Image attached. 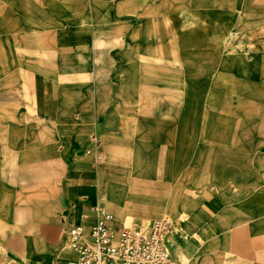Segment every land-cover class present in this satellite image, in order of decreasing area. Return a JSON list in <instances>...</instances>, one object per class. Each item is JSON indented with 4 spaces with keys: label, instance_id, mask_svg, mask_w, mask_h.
<instances>
[{
    "label": "crops",
    "instance_id": "crops-1",
    "mask_svg": "<svg viewBox=\"0 0 264 264\" xmlns=\"http://www.w3.org/2000/svg\"><path fill=\"white\" fill-rule=\"evenodd\" d=\"M241 1L245 2L242 16L252 17L254 28L255 21L259 23L256 18L264 16V0ZM157 2L142 9L137 30L127 29L128 23L121 24V16H131L129 10L117 23L113 11L122 10L124 3H115L105 6L109 9L104 10L100 21L95 19L89 26L85 20H78L63 31L77 32L78 42L73 41L75 45L66 50L67 56L70 50L76 55L77 71L73 87H69L68 79L50 94L51 98L66 97L59 105L57 100H47L46 91L36 87L37 81L45 80L43 70L38 69L44 58L33 54L27 59L14 57L12 62H0V258L23 257V264H75L67 229L72 225L89 228L96 219L94 207L101 205L112 214L116 226L125 224L122 217L126 215L173 214L166 241L174 264H264L261 196L229 201L230 196L222 194L196 206L198 190L192 180L196 154H182L179 147L196 144V140L182 136L180 129L173 135L172 127L186 124L181 113L189 116L192 109L182 106L181 95L170 88L175 76L171 84L157 88L149 83L159 77L152 73L129 71L123 76L117 72L120 58L134 57L135 50L142 54L157 50L165 53L164 58L179 59L176 51L186 46L184 42L191 43L188 48L196 57H204V64L210 62L213 17L228 16L227 10L217 9L220 14H213L211 4L190 9L186 0ZM57 26L56 22L48 32L56 33ZM118 27L123 37L116 44ZM243 28L242 37L250 34ZM202 33L204 41L199 36ZM185 34L189 37L184 38ZM70 37L75 40V35ZM100 41L108 46L98 52L94 46ZM30 42L29 38L24 43ZM34 49L31 44L22 50ZM91 56L92 63L85 64ZM98 59L104 62L98 63ZM62 65L69 67L67 61L60 60L52 68L59 73ZM19 76L22 82L27 77L31 81L27 91L20 89ZM205 76L207 80L209 75ZM162 79L170 80V76ZM176 80L192 78L180 74ZM190 99V92L185 91L184 103ZM159 122L164 124L161 132L156 129ZM118 134L125 136L126 144L166 146L148 148L149 157L160 152L156 158L159 166L153 169L152 164L147 165L137 178L129 170L118 168L110 155L102 159V139L120 143ZM257 134L260 136V131ZM187 160L190 163L181 170ZM166 194L170 195L165 202ZM137 221L143 220L133 222Z\"/></svg>",
    "mask_w": 264,
    "mask_h": 264
},
{
    "label": "rangeland",
    "instance_id": "rangeland-1",
    "mask_svg": "<svg viewBox=\"0 0 264 264\" xmlns=\"http://www.w3.org/2000/svg\"><path fill=\"white\" fill-rule=\"evenodd\" d=\"M157 1L0 0V62L7 61V59L12 62L14 57L27 59L33 54L37 58H44L42 59L43 64L38 65V69L43 70L45 80L37 81L36 87L38 90L46 91L49 95L47 100H57L59 105L60 101L65 100L66 97L51 98L50 94H55L56 90L60 89L61 83L63 84L68 79L69 87H73L75 83L73 79H75L77 71L75 67L76 55L72 54L71 50L68 56L66 55V50L69 51L71 45L78 42L77 32L63 31L69 29L73 24L76 25L78 20H85L88 25L95 19L100 21L102 16L105 17L104 10L109 9L105 6L115 3L117 6L124 3L122 10L118 8L116 12L113 11L118 19L128 10L131 15L130 17L121 16V19H124V21L121 20V24L128 23L127 29L137 30L142 19V9H146L148 4L151 6ZM186 3L190 9L204 8L211 4L210 8H213V14H220L216 11L217 9L227 10L228 16L213 17V33L209 34L212 40L210 62H207V65L204 64V57H196L194 50L191 51L188 48L191 43L184 42L186 46L176 51L180 53L179 59L164 58L165 53L157 52V50H154L155 52L146 50L144 54L135 50L134 57L127 55L120 58L117 72L123 76L125 72L129 71L152 73L161 78L159 80L157 77L158 80L149 81L150 85L157 88L171 84V78L175 76L174 83L170 88L174 90V93L181 95L182 106L185 104L189 109H192V112L189 116L188 113H181V119L191 122V124H187L188 122L186 124L177 123L178 128L173 125V135H178L175 130L180 129L182 136L194 137L196 140V144L179 147L182 154H196V174L192 180L198 190L195 193L197 208L205 205L203 202L207 200L211 202L213 197L218 198L222 194L229 195L231 198L229 201L245 200L254 195H259L264 200V16L256 18L259 23L255 21L253 28L252 17L242 16V8L245 7L242 6L244 1L186 0ZM78 16L83 18L78 19ZM66 20H68L67 23H65ZM56 22L59 25L55 27L57 32H48L50 27L54 28ZM119 22L120 19L117 23ZM221 25L223 29H221ZM243 27L250 31V34L244 37L240 34L243 33ZM36 29L42 30V32H37ZM70 35H75V40ZM199 36L204 41V34H199ZM122 37L118 27L114 42L118 44ZM185 37H189V34H185ZM24 38H30L31 42L24 43L28 42V39ZM253 40L258 41L253 42ZM31 44L36 50L31 52L22 50ZM20 46L22 49L19 48ZM105 46H108V43L100 41L96 42L94 48L99 52ZM172 53L169 55L172 56ZM88 58H86L85 64L92 63V56ZM19 59H15V62H19ZM60 60L67 61L69 67L62 65L63 68H60L57 73L52 65L60 63ZM103 62L98 59V63L102 64ZM166 73L169 75H165ZM205 73L209 75L207 80H205ZM180 74L181 77L188 75L192 80H176V76L179 77ZM165 76H170V80H163L162 78ZM19 80L20 89L23 88L22 91H27L31 81L27 77L24 83L20 76ZM120 81L118 84L121 83ZM138 89L140 88L138 87ZM185 91H189L191 94V99L186 103L183 100ZM163 126L164 124L159 122L156 125L157 131L161 132ZM138 127L141 128L142 125L139 124ZM257 130L260 131V136L257 134ZM140 132L141 130H138V133ZM117 137V141L120 143H112L108 138L102 139V159L105 158V155L107 157L110 155L118 168L129 170L137 178L140 177L141 170H146L149 164H152L153 169H156L161 163L156 160L160 152L149 157L148 148L163 149L166 146L126 144L123 134H118ZM254 139L255 144L253 143ZM129 141L131 140L129 139ZM258 141L259 143H256ZM150 158H152V162L149 161ZM189 163V160L184 162L181 170ZM169 195H165V202ZM209 202L206 205L209 206ZM131 203L132 201L129 200L128 204ZM163 216L173 218V214L162 212L156 217L126 215L122 217V221L129 224L135 220L150 221V219ZM23 259V257H4L0 258V264H23Z\"/></svg>",
    "mask_w": 264,
    "mask_h": 264
},
{
    "label": "built area",
    "instance_id": "built-area-1",
    "mask_svg": "<svg viewBox=\"0 0 264 264\" xmlns=\"http://www.w3.org/2000/svg\"><path fill=\"white\" fill-rule=\"evenodd\" d=\"M95 222L85 229H67L75 264H174L166 236L173 226L169 216L116 226L103 206L94 207Z\"/></svg>",
    "mask_w": 264,
    "mask_h": 264
}]
</instances>
